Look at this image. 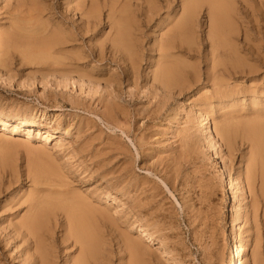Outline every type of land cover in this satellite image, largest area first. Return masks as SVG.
<instances>
[{
	"label": "rangeland",
	"instance_id": "rangeland-1",
	"mask_svg": "<svg viewBox=\"0 0 264 264\" xmlns=\"http://www.w3.org/2000/svg\"><path fill=\"white\" fill-rule=\"evenodd\" d=\"M47 1L24 0L27 5H31V2H37L39 4L40 2L44 4L50 3L55 14H53L54 16L47 15L50 19L45 16L43 20H45L48 25L51 22L52 25L53 23L55 25L60 20L59 12L63 11L66 7L71 8L76 0ZM110 1L111 0H107V2H104V0H96L94 4L97 9L93 13L97 21V25L94 27L96 32L92 31L91 33L88 32L89 34L86 33L88 37L84 34V36H86L83 37V40L81 37L70 41L66 44L71 49L69 51H67L69 48L66 45L65 47L67 49L64 47V53L67 51L69 53H66V55L71 56L75 52L73 48H75L76 51H79L78 49L86 51L88 47L92 48L93 45L96 47L102 44L106 51L105 54H107L109 47L107 46L108 41L106 38L108 35H114V29L110 28L107 15L111 14L113 23H121L125 27L124 39L126 44L132 49L133 58L140 61V65L137 64L135 68L136 71L140 73V77L137 80H140V83H133L132 80H134V77L132 78L130 74L128 77L132 78V80L128 78L130 80L128 81V79L125 77L123 78V75L120 73L122 78L121 83L116 85V87L113 86L115 91H112L111 95H106L108 93L106 91L111 88L113 89V87L108 85L109 88H107V85H104L105 80H107L109 76L111 77L109 74H112L113 71V76H118L116 74H119V72L126 68V62L118 61L119 63L117 65L115 62L108 61V63L106 61L105 63L104 60H98L96 58H83V60L81 59L76 63L78 66L82 65L81 67L79 66L81 69L79 70L78 68V70L84 73L83 80H80L81 84H77L76 82H78L79 79H77L75 75H71L73 78L64 79L65 82L63 80L60 81V76L57 73H53L47 69L45 70L44 66L39 63L28 61L24 55V50L28 45H31L28 44L30 39H19L15 37L16 43L7 47L8 49L6 48L4 53H2L1 49H3L5 44L9 43L8 41L10 39L6 35L7 32H11L13 28H15L13 26L14 18H12L11 11L16 13L13 9L16 0H0V58L2 57L5 59L4 65L0 64V77L1 74H6V76H4L7 77L5 78L3 76L0 78V116L12 117L13 119L18 115L19 118L27 117L34 123L30 128L25 125L18 126L17 124H13V122H9V125L5 126L3 129V125L0 124V159L4 160H0V214H3L0 217V264H26L27 262V264H36L35 262L39 264L36 253L37 248L35 250L33 237L27 234L23 227L19 226L20 219L31 214V209L33 207L31 208L30 206L32 203H37L43 207L41 219L44 223L40 231L43 234V238L46 237L48 239V242L47 239L45 241L43 240L41 245L44 252H47L49 262H55L57 260L55 264H71L72 261L66 263L63 259L67 255H69L67 258L76 256L78 254V245H74L72 238L66 239L67 226L63 212L57 208L50 209L53 207L52 203L56 200L57 196L62 200L68 197V193L69 195L72 193L74 195L76 193L86 200H92L95 204L97 203L94 206L96 209L98 208L97 221H99L100 224L97 222L96 230H92V237L96 243L93 242L95 244L94 248L92 247L93 251L92 258L89 260L90 264H97L96 262H99L98 264H117L119 258L120 262H118L120 264H128L131 258L126 249L128 238H136L143 246L141 250L142 259L139 258L140 264H147L148 262H150L148 264H169L165 262L164 258H161L159 253L162 250L168 252L174 260L181 264H227V262L236 261L237 259L233 251V244L235 243L240 246L244 244V253H242L243 256L241 257L240 264L264 263V261H262V259L264 260V220L263 217L261 218L263 205L259 203L261 202L259 200V202H257L258 204L255 203L252 206L251 199L253 195L249 192L245 184L248 172L247 163L251 157L250 153L254 149L252 146V139H263L264 137V118L261 119L264 117V0H112V2H114L112 11L109 10ZM140 4L141 6L139 7ZM132 10H134V12H132ZM72 14H70V19L73 21L76 20V23L79 22L78 14L75 12H72ZM165 14L168 15L166 16ZM151 17L152 19H150ZM52 20L55 21L53 22ZM180 21L183 23L177 27V30L175 28ZM147 24L150 25L148 26ZM66 25L68 24L64 23L58 26H63V28L64 26L65 28L68 27L67 30L72 31V29ZM69 25L71 26V24ZM144 29L145 31H143ZM20 32L23 33V30H20ZM143 36L146 40L143 39ZM89 37L90 39H88ZM167 37L172 40L174 48L170 50L172 53L169 52L167 61L165 62L161 60L160 51L158 49ZM31 42H33V40ZM137 46L140 47L138 48ZM142 46L144 48H142ZM137 48L138 50L140 49L141 52L137 51ZM155 49L157 51H155ZM173 50L175 53H173ZM151 56L154 57L152 58ZM141 60L143 62H141ZM161 62L164 64H161ZM76 64L74 67L77 69ZM87 66L89 67L87 68L88 71L85 69L82 70ZM109 66L112 68L111 71ZM90 67L93 71L90 70ZM161 67L167 68L165 69L164 79L162 80L167 82L166 89L156 86L155 84L158 85V83L153 82L151 78L153 72L159 70ZM37 68L40 70L42 69V71L39 69L37 70ZM114 69H116V73ZM6 70L7 72L9 71L8 73L10 75ZM98 73H101L100 76H98ZM7 75H9L11 79L8 78ZM45 76H49V78H43ZM55 76L60 83H56L57 79ZM21 79H25L22 80L25 82L23 83ZM30 79L35 80L34 82L32 80V83ZM68 79L76 80L71 83L72 80L70 82ZM124 79L127 83H125ZM17 80L20 81V84ZM26 80H28L29 83H27L28 81ZM45 80L47 82H45ZM48 80L50 81L48 82ZM143 80L145 81L142 82ZM16 81L18 83H16ZM83 81H91V85ZM130 82L133 83V85L129 84ZM63 83H65V86ZM82 83H84V85ZM97 83L100 84L99 87L96 85ZM153 83H155L154 86H152ZM171 84L173 88L176 86L180 87H176L175 90L172 89ZM81 85L82 87H80ZM92 85L93 87H90V89L89 86ZM119 85L121 86L119 87ZM143 87H146V90H148L150 94L148 91H145ZM219 87L221 88L219 89ZM87 89L89 90L88 92ZM101 89L102 93L98 92V90L100 91ZM230 90H232V94ZM116 91L119 92L117 93ZM124 92L128 95L123 94ZM219 92H222V94ZM104 93L106 96L101 95ZM113 93L114 95H112ZM131 93H133L134 96L140 93V96H138V94V97H133V95H129ZM151 94L153 96H151ZM94 95L96 96L94 97ZM118 95L120 98H116L115 100L114 97ZM101 97L104 98L106 102L105 105L107 106L99 103V100L102 99ZM161 97L163 98L161 99ZM94 98L100 99L97 102ZM112 98L114 101H112ZM70 99L75 101L74 104ZM76 99H81L83 103L78 100L76 101ZM98 103L99 105L97 106ZM88 106H90L91 109L88 108ZM110 106L114 113L113 117H111L114 118L113 120L108 119L113 114L111 109H107L108 107L110 108ZM116 106L118 107L117 109ZM122 106L123 108L126 107V109H124L125 111H123ZM23 107L25 109L22 111L21 108ZM119 107L122 109L121 112ZM136 109L137 113L134 112ZM148 109L149 111H147ZM117 110L119 111L117 112ZM108 112H110L111 115L110 113L108 115ZM43 113L46 118L43 117ZM103 113L107 114V117L105 114L103 115ZM198 114H200L202 118ZM124 117L126 120H124ZM205 117L207 118L205 119ZM58 118L59 122L56 121ZM203 118L208 121L207 125H210L208 127L210 132L208 131V134L203 132L204 125H202L201 122L204 120L200 121V119ZM248 119L251 124L248 122ZM251 120H254V122ZM198 121H200V123H198ZM40 122L41 124H39ZM216 123L218 125H229L231 129L234 130L230 146H228L214 131V126L217 125ZM42 124L43 126L45 125V127H42ZM46 124H49V126ZM53 124H55V128ZM117 125L121 127V129L117 127ZM46 128L52 132H49V134L46 133ZM28 133L30 135L29 137ZM45 136H47V138ZM24 140L26 141L24 142ZM206 141H208L207 145ZM211 143L215 144L212 145ZM65 147L68 150H66ZM82 147L84 149L79 151ZM212 149H214L213 152ZM68 151H70V153L74 151L75 154L78 152V154H74L73 156L75 158H71L69 156L70 153L68 155ZM218 151L221 152V156H217V154H220ZM73 153H71V155ZM222 153L224 154L223 156ZM95 155L96 157H94ZM44 158L46 160H44ZM76 158H79L80 165L76 164L78 163ZM102 160H104L103 164L105 165L101 164ZM96 161L99 162V164L96 163ZM127 162H129V165ZM73 163L74 166L72 165ZM95 164L99 165V167L96 166L98 169L94 167ZM67 165L68 167H66ZM115 165L120 166H117L118 168L116 169ZM240 165L243 167L240 171L241 173L236 170L239 169L237 167H240ZM100 167L101 170L99 169ZM109 167H111L112 170ZM122 168L126 170V172H124ZM60 169L67 170L62 171ZM84 169H87L85 170L86 172ZM119 170L123 172L120 173ZM110 171L113 173L111 174ZM64 172L66 174H64ZM104 173H107V175L105 174V176H103ZM229 173V178L231 177V181L233 179L231 183L235 188L238 174L240 175V179H243L242 183L245 192L242 196L239 194L240 199L238 198V193L236 194L237 191L235 192L233 190V193H229L230 191L226 184L227 174ZM119 176L121 177L120 179ZM112 177L115 178V181ZM71 179H73V181ZM122 179L126 181L124 180L123 182ZM234 179H236V181ZM60 181L68 190V193L64 195L62 192L66 190V188L57 185V182L60 184ZM119 183H121V185L123 184V186H120ZM98 185L101 189L100 193ZM119 186L120 189H118ZM111 188L113 191H110L112 190ZM61 189L62 192L59 193ZM92 189L95 193L93 191L91 192ZM125 189H127L130 194ZM119 190H121L122 193ZM96 191L98 192V196L100 195V198L97 197ZM115 193L116 195L118 194V198ZM127 193L129 194L128 196H126ZM50 194H55V196H51ZM32 198L35 200L33 201ZM110 198L112 199L110 200ZM113 198H116L115 200L117 201H114ZM75 199H78V197L72 200ZM118 199L121 201H118ZM122 199L127 202L119 203L123 201ZM105 200L111 203L108 204ZM70 201L71 200H69L68 203ZM244 201L249 203L246 204ZM236 202L238 205L235 204ZM228 203H232L233 205H229ZM111 204L116 205L111 207ZM119 204L123 206L124 210ZM68 205L69 204H67L66 207H68ZM106 206L110 208L108 207L107 209ZM114 207L117 208V210ZM132 207L134 208L131 209ZM236 208H240V210ZM70 210H72V208H70L69 211ZM236 210L237 212L241 211L239 212L240 215L238 214L239 221L234 220ZM113 211L115 213L116 211L117 213L119 212L120 215L117 213L115 214ZM122 211L129 212L124 213ZM249 211L252 213H249ZM258 212L261 214H258ZM123 214L125 215L123 216ZM117 216L120 217L118 218ZM125 217H127V219ZM115 218H118L117 221L119 220L118 222L120 225ZM122 218L125 222L122 221ZM5 220L8 221L6 222ZM55 222L57 223L55 224ZM121 222H123V224ZM115 223H117V225ZM137 224L139 227H143L144 231L152 235L151 241L148 239L146 240L144 236H138V233H136L138 232V228L136 227L138 226ZM9 226L11 227L10 231ZM118 226H122L123 228ZM232 226L234 228L233 233L231 232ZM3 227L4 229H2ZM12 229L16 235H20V238L16 235L13 236L14 232ZM100 230H102V233ZM5 232H7L6 235ZM99 234L104 235L101 237ZM5 238L7 241H5ZM117 238L118 240L120 238L119 242ZM19 239H21V241ZM51 239L53 241H51ZM18 241H20V243ZM54 242L58 243L56 244ZM99 244H101V246ZM20 249H23V252L19 251ZM109 250L111 253H109ZM143 252L146 255H144ZM21 253L23 254L22 257ZM51 254H57L60 257L55 259V256L53 257ZM111 254L113 256H111ZM24 255L26 256L25 258L23 257ZM123 255L125 258L122 257ZM100 256H102V258ZM145 257L148 258L146 259ZM54 262L51 263L54 264Z\"/></svg>",
	"mask_w": 264,
	"mask_h": 264
},
{
	"label": "bare ground",
	"instance_id": "bare-ground-1",
	"mask_svg": "<svg viewBox=\"0 0 264 264\" xmlns=\"http://www.w3.org/2000/svg\"><path fill=\"white\" fill-rule=\"evenodd\" d=\"M12 1H14V0H12ZM40 1H47V0H40ZM114 1V0H113ZM157 1V0H156ZM42 2H40V4L39 3H37V2H31L32 4L31 5H27V4H25V2H24V0H16V2H15V7L13 8L14 9V11L16 12V13H14V12H12L11 11V14H12V18H14V21H13V26L15 27V28H13V30L11 31V32H7V37H9L10 39H9V43L8 44H5L4 45V47H3V49H1L2 50V53H4V51H5V49L7 48V47H9V46H11L12 44H14V43H16V38H19V39H30V41H28L29 43L28 44H31V45H28V47L24 50V55H25V57H26V59L28 60V61H33V62H36V63H39V64H41V65H43L44 66V69L46 70H48V71H52L53 73H57L59 76H60V81H64V79H67V78H70V77H72L73 78V76H71V75H75L76 76V78L77 79H79V81L78 82H76L77 84L78 83H80L81 81L80 80H83V77H84V73L83 72H81V71H79L81 68H79V66H78V64H76L79 60H83V58L85 59V58H87V57H89V58H96V59H98V60H104L105 61V63H106V61L108 62H115L117 65H118V63L120 62V61H123V62H126V64H125V67L126 68H124L121 72H119V74H116V75H118V76H116V77H114L113 76V74H114V71H113V73L112 74H109V75H111V77L109 76V75H107V76H109V78H107V80H105V86L107 85V88H109L108 87V85L110 86H115L116 87V85H118V84H120L121 83V81H122V78H121V75H120V73L123 75V78L125 77L126 79H128L129 77L128 76H130L131 75V77L133 78L134 77V80H132V78H129V79H131L132 81H133V83H136L137 84V82H139L140 83V80L139 81H137L138 79H139V77H140V73L139 72H137L136 71V65L138 64V65H140L139 64V62L140 61H138L137 59H134L133 58V52L131 51L132 49L129 47V45H127L126 44V41H125V27L121 24V23H113L112 22V18H111V14H108L107 15V20H108V22H109V25H110V28L111 29H114V35L113 36H110V35H108L107 36V41H108V44H107V46L109 47V51H108V55L107 54H105V49H104V47H103V45L102 44H100L99 46H96V47H94V45H93V47L91 48V47H88L87 48V50L86 51H81V49H78L79 51H76L75 50V48H73L74 50L73 51H75L71 56H67L66 55V53H69V52H67V51H69V50H71L66 44H68L70 41H72V40H76L77 38H81L82 37V40H83V37H85L87 34L86 33H91L92 31H95L94 30V27H95V25H97V21H96V19H95V15L93 14L97 9H96V6L94 5L95 3H96V0H76L75 1V4L73 5V6H71V8H69V7H66L63 11H60L59 12V17H60V20H59V22H57V24H55L54 25V23H53V25H52V22L49 24L50 25V27H49V25L46 23V21L45 20H43V18L45 17V16H47V15H53V14H55V12H53V7H52V5L50 4V3H48V4H44V3H42ZM47 2H49V1H47ZM58 2V1H57ZM72 2V1H71ZM104 2H107V0H104ZM160 2V1H159ZM159 2H157V3H159ZM59 3V2H58ZM62 3V2H61ZM70 3V2H69ZM120 3V2H119ZM156 3V4H157ZM161 3V2H160ZM159 3V4H160ZM53 4V3H52ZM107 4V3H106ZM127 4V3H126ZM165 4V3H164ZM27 5V6H26ZM62 5H63V3H62ZM113 5H114V2H112V0L109 2V10H113ZM128 5V4H127ZM117 6V5H116ZM138 6V5H137ZM141 6V4L139 5V7ZM65 7V6H64ZM132 7V6H131ZM60 8H62V7H60ZM59 8V9H60ZM116 8V7H115ZM7 9V8H6ZM8 9H9V6H8ZM101 9V8H100ZM104 9V8H103ZM102 9V10H103ZM168 9V8H167ZM62 10V9H61ZM106 10V9H105ZM104 10V11H105ZM173 10V9H172ZM2 11H4V10H2ZM10 11V10H9ZM8 11V13L10 14V12ZM101 11V10H100ZM131 11V10H130ZM72 12H75V13H77L78 14V19H79V22H77L76 23V20L75 21H73V20H71L70 18H71V16H70V14H72ZM127 12H129V11H127ZM132 12H134V10H132ZM173 12V11H172ZM101 13V12H100ZM197 13V12H196ZM1 14V13H0ZM3 14V13H2ZM6 14H7V12H6ZM134 15V14H133ZM166 16L168 15V14H165ZM164 15V16H165ZM54 16V15H53ZM72 16H73V14H72ZM154 16V15H153ZM152 16V17H153ZM139 17V16H138ZM152 17L150 18V19H152ZM3 18V17H2ZM7 18V17H6ZM47 18H48V16H47ZM46 18V19H47ZM144 18V17H143ZM164 18H167V17H164ZM48 19H50V18H48ZM77 19V18H76ZM77 19V20H78ZM101 19V18H100ZM143 20V19H142ZM154 20V19H153ZM8 21V20H7ZM53 21V20H52ZM55 21V20H54ZM53 21V22H54ZM49 22V21H48ZM142 22H144V21H142ZM151 22V21H150ZM160 22V21H159ZM159 22H158V24H159ZM9 23V22H8ZM68 24V25H66V26H69V28H71L72 29V31H69V30H67V28H65V26H64V28H63V26H61V27H59L58 25H61V24ZM182 21H180L179 22V24L178 25H176V28L175 29H177L178 30V28L177 27H179L180 25H182ZM5 24V23H4ZM7 24V23H6ZM69 24H71V26L69 25ZM114 24V25H113ZM138 24H140V23H138ZM146 24V23H145ZM148 25V24H147ZM150 25V24H149ZM148 25V26H149ZM157 25V24H156ZM169 25V24H168ZM147 27V26H146ZM12 28V27H11ZM149 28V27H148ZM70 29V30H71ZM99 29V28H98ZM98 29H97V32H98ZM135 29V28H134ZM138 30H140L139 28H137ZM141 29H142V27H141ZM150 29V28H149ZM20 30L22 31L23 30V33H21L20 32ZM141 31V30H140ZM143 31H145V29L143 30ZM96 32V31H95ZM101 32V31H100ZM88 33V34H89ZM143 33V32H142ZM173 33H174V31H173ZM84 34H86L85 36H84ZM98 34V33H97ZM132 34H134V33H132ZM136 34V33H135ZM144 34V33H143ZM164 34V33H163ZM137 35V34H136ZM140 35V34H139ZM142 35V34H141ZM165 35V34H164ZM168 35V34H167ZM99 36H100V34H99ZM16 37V38H15ZM87 37H88V35H87ZM96 37V36H95ZM139 37H141V36H139ZM94 38V37H93ZM157 38V37H156ZM88 39H90V37L88 38ZM143 39H145L144 38V36H143ZM33 40V42H31ZM35 40V41H34ZM81 40V39H80ZM85 40V39H84ZM146 40V39H145ZM151 40V39H150ZM132 41V40H131ZM137 41V40H136ZM79 42H81V41H79ZM144 42V41H143ZM21 43V42H20ZM74 43V42H73ZM83 43H85V42H83ZM86 43H87V41H86ZM75 44V43H74ZM145 44V43H144ZM1 45V44H0ZM65 45L69 48L67 51H66V53H64L65 51H64V47H65ZM81 45V44H80ZM137 45V44H136ZM75 46V45H74ZM92 46V45H91ZM146 46V45H145ZM71 47V46H70ZM76 47H77V45H76ZM136 47V46H135ZM138 47V46H137ZM140 47V46H139ZM138 47V48H139ZM66 48V47H65ZM138 48H137V51H140V49L138 50ZM142 48H144L143 46H142ZM156 48V47H155ZM174 48V45H173V42H172V40H170V38H166L164 41H163V43L159 46V51H160V57H161V60L162 61H167V58H168V55H169V52H171L170 50L171 49H173ZM8 49V48H7ZM67 49V48H66ZM136 49V48H135ZM83 50V49H82ZM144 50V49H143ZM175 50H176V48H175ZM211 50V49H210ZM220 50V49H219ZM255 50V49H254ZM155 51H157L156 49H155ZM174 51V50H173ZM178 51H180V50H178ZM71 52V51H70ZM141 52V51H140ZM149 52H150V50H149ZM142 53H144V52H142ZM158 53V52H157ZM156 53V54H157ZM172 53V52H171ZM173 53H175V51L173 52ZM148 55V54H147ZM142 56V55H141ZM179 56V55H178ZM146 57V56H145ZM152 57V56H151ZM154 57V56H153ZM152 57V58H153ZM144 58V57H143ZM142 59V58H141ZM172 59V58H171ZM170 59V60H171ZM144 60V59H143ZM146 60V59H145ZM239 60V59H238ZM90 61V60H89ZM104 61H102V62H104ZM119 61V62H118ZM4 62H5V59L4 58H0V64L1 65H4ZM85 62V61H84ZM108 62V63H109ZM141 62H143L142 60H141ZM145 62V61H144ZM153 62V61H152ZM175 62V61H174ZM12 63V62H11ZM114 63V64H115ZM146 63V62H145ZM77 65V69L74 67V65ZM84 64V63H83ZM95 64V63H94ZM93 64V65H94ZM147 64H149V63H147ZM161 64H164V63H162L161 62ZM168 64H169V62H168ZM209 64V63H208ZM107 65V64H106ZM120 65V64H119ZM122 65V64H121ZM143 65V64H142ZM82 66V65H81ZM80 66V67H81ZM90 66V65H89ZM123 66V65H122ZM238 66V65H237ZM39 67V66H38ZM100 67V66H99ZM111 66H109V68H110ZM118 67V66H117ZM147 67H148V65H147ZM151 67V66H150ZM41 68H42V66H41ZM78 68H79V70H78ZM87 68H89L88 66L87 67H85V68H83L82 70H87ZM146 68V67H145ZM144 68V69H145ZM9 69V68H8ZM39 68H37V70H38ZM43 69V68H42ZM42 69L40 70V71H42ZM43 69V70H44ZM111 69L112 68H110V71H111ZM121 69V68H120ZM143 69V68H142ZM155 69V68H154ZM165 69H167V68H163V67H161V68H159V70H157V71H154L153 72V74H152V76H151V78H152V80H153V82H157L158 83V85L157 84H155V83H153L152 84V86H154V84L156 85V86H158V87H162V88H164V89H166V83L167 82H164V81H162L163 79H164V75H165ZM215 69V68H214ZM2 70V69H1ZM90 70L91 71H93L92 70V68L90 67ZM98 70V69H97ZM115 70V73L117 72L116 71V69H114ZM138 70H140V69H138ZM9 71H10V69H9ZM8 71V72H9ZM36 71V70H35ZM88 71V70H87ZM141 71V70H140ZM6 72H7V70H6ZM6 72H4V73H6ZM7 72V73H8ZM11 72V71H10ZM33 72V71H32ZM106 72H107V70H106ZM95 73V72H94ZM104 73V72H103ZM109 73H111V72H109ZM9 74V73H8ZM96 74V73H95ZM99 74V73H98ZM101 74V73H100ZM100 74L98 75V76H100ZM130 74V75H129ZM142 74V73H141ZM6 76V74H1V77H3V76ZM10 75V74H9ZM9 75H7L8 76V78H10L9 77ZM40 75V74H39ZM92 75V74H91ZM187 75V74H186ZM212 75V74H211ZM210 75V76H211ZM4 76V77H5ZM94 76V75H93ZM96 76V75H95ZM0 77V78H1ZM29 77V76H28ZM142 77V76H141ZM144 77V76H143ZM176 77V76H175ZM212 77V76H211ZM5 78H7V77H5ZM13 78V77H12ZM43 78H45V79H48L49 78V76L48 77H43ZM55 78H56V76H55ZM148 78V77H147ZM147 78H146V80H147ZM3 79V78H2ZM11 79V78H10ZM57 79V78H56ZM128 79V81H130ZM141 79V78H140ZM13 80V79H12ZM11 80V81H12ZM22 80H25V79H21V81ZM29 80V79H28ZM28 80H26V81H28ZM31 80V82H32V80L33 79H30ZM35 80V79H34ZM34 80H33V82H34ZM70 79H68V81H69ZM71 80H72V82H71ZM70 80V82L71 83H73L75 80H73V79H71ZM176 80V79H175ZM17 81H19V80H17ZM16 81V83H18ZM41 81V80H40ZM50 80H48V82H49ZM57 82L56 83H60L59 81H58V79L56 80ZM88 81V80H87ZM124 81H125V83H127L126 82V80L124 79ZM123 81V82H124ZM145 80H143L142 82H144ZM23 82V81H22ZM25 82V81H24ZM23 82V83H24ZM31 82H30V85H31ZM32 82V83H33ZM44 82V81H43ZM45 82H47L46 80H45ZM54 82V81H53ZM65 82V81H64ZM83 82H86V81H83ZM95 82V81H94ZM101 82H103V81H101ZM163 82V83H162ZM184 82V81H183ZM255 82V81H254ZM27 83H29V81L27 82ZM69 83V82H68ZM86 83H90V85H91V81L90 82H86ZM86 83H85V85H86ZM104 83V82H103ZM133 83H129V84H132L133 85ZM146 83V82H145ZM222 83V82H221ZM11 84V83H10ZM19 84H20V81H19ZM62 84V83H61ZM65 83H63V85H64ZM81 84V83H80ZM83 85H84V83H82ZM93 84V83H92ZM148 84V83H147ZM183 84V83H182ZM21 85L23 86V84L21 83ZM58 85V84H57ZM88 85V84H87ZM93 85H95V84H93ZM93 85L92 86H89V88L91 87H93ZM98 87L100 86V84H96ZM143 85H145V84H143ZM65 86V85H64ZM79 86V85H78ZM121 85H119V87H120ZM122 86H123V84H122ZM151 86V87H152ZM253 86V85H252ZM19 87H21V86H19ZM80 87H82V85L80 86ZM88 87V86H87ZM95 87V86H94ZM97 87V88H98ZM125 87V86H124ZM138 87H139V84H138ZM142 87V86H141ZM171 87H172V89H175L176 87H180V86H174L175 88H173V85L171 84ZM90 88V89H91ZM101 88V87H100ZM105 88V87H104ZM126 88V87H125ZM144 88V87H143ZM157 88V87H156ZM221 87H219V89H220ZM95 91H97L95 88H93ZM99 89V88H98ZM103 89V88H102ZM102 89L99 91L98 90V92H101L102 91ZM121 89V88H120ZM128 89V88H127ZM126 89V90H127ZM132 89V88H131ZM140 89V88H139ZM139 89H137V90H139ZM145 89V91H148V90H146V87L144 88ZM169 89H170V87H169ZM171 89V90H172ZM180 89V88H179ZM189 89V88H188ZM218 89V90H219ZM83 90V89H82ZM93 90V91H94ZM103 90H105V89H103ZM123 90V89H122ZM140 90H142V89H140ZM153 90V89H152ZM155 90V89H154ZM156 90H158V89H156ZM176 90V89H175ZM222 90V89H221ZM89 90L87 89V92H88ZM112 91H115V88L113 87V89L111 88L110 90H107L106 92H108L106 95H111V93H112ZM127 91H130V90H127ZM126 91V92H127ZM132 91V90H131ZM134 91H136V90H134ZM167 91V90H166ZM181 91V90H180ZM220 91V90H219ZM225 91V90H224ZM232 90H230V92H231ZM86 92V91H85ZM90 92H92V91H90ZM97 92V93H98ZM117 92V91H116ZM119 92V91H118ZM117 92V93H118ZM121 92V91H120ZM123 92V91H122ZM144 92V91H143ZM149 92V91H148ZM148 92H147V95H148ZM171 92V91H170ZM175 92V91H174ZM225 92H227V91H225ZM102 93V92H101ZM128 93V92H127ZM125 94V92L123 93V94H125V95H128V94ZM145 93V92H144ZM173 93V92H172ZM217 93V92H216ZM215 93V94H216ZM220 94H222V92H219ZM234 93V92H233ZM116 94V93H115ZM137 94V93H136ZM139 94V95H138ZM137 95L138 96H140V93H138ZM146 94V93H145ZM149 94H150V92H149ZM156 94V93H155ZM166 94V93H165ZM180 94V93H179ZM225 94V93H224ZM229 95H231L232 94V92H231V94L230 93H228ZM235 94V93H234ZM254 94V93H253ZM256 94V93H255ZM89 95V94H88ZM92 95H93V93H92ZM91 95V96H92ZM101 95H103V96H106L105 95V93L104 94H101ZM112 95H114V93L112 94ZM117 95V94H116ZM129 95H133V97H135V96H137V95H135L134 96V94L133 93H131V94H129ZM157 95V94H156ZM160 95V94H159ZM167 95V94H166ZM96 95H94V97H95ZM102 96V97H103ZM120 96H121V93H120ZM120 96L118 95L117 97L115 96L114 98H115V100H116V98H120ZM137 96V97H138ZM149 96V95H148ZM151 96H153L152 94H151ZM155 96V95H154ZM158 96V95H157ZM161 96V95H160ZM225 96V95H224ZM223 96V97H224ZM228 96V95H227ZM97 97H98V95H97ZM96 97V98H97ZM101 97V98H102ZM111 97V96H110ZM127 97V96H126ZM131 97V96H130ZM136 97V98H137ZM147 97V96H146ZM202 97V96H201ZM96 98H94V100L96 99ZM106 98V97H105ZM108 98H109V96H108ZM154 98V97H153ZM156 98H159V97H156ZM156 98H155V100H156ZM163 97H161V99H162ZM169 98V97H168ZM235 98V97H234ZM252 98V97H251ZM100 99V98H99ZM99 99H96L95 101H97L98 102V100ZM111 99V98H110ZM54 100H55V98H54ZM70 100H72V99H70ZM81 101V103H83L82 102V100L81 99H76V101ZM107 100V99H106ZM134 100V99H133ZM153 100V99H152ZM154 100V101H155ZM232 100H233V98H232ZM253 100V99H252ZM56 101V100H55ZM73 101V100H72ZM71 101V102H72ZM112 101H114V99L112 98ZM111 101V102H112ZM70 102V103H71ZM74 102L75 101H73V104H74ZM119 102V101H118ZM56 103H57V101H56ZM65 103V102H64ZM99 103H101L102 105H105L106 104V102L104 101V98H102V99H100L99 100ZM99 103L97 104V106L99 105ZM108 103V102H107ZM115 103V102H114ZM228 103V102H227ZM94 104V103H93ZM117 104V103H116ZM152 104V103H151ZM57 105H58V103H57ZM77 105H78V103H77ZM114 105V104H113ZM105 106H107V105H105ZM153 106H154V102H153ZM152 106V107H153ZM231 106H232V104H231ZM234 106V105H233ZM17 107V106H16ZM72 107H74V106H72ZM87 107V106H86ZM102 107V106H101ZM114 107H115V105H114ZM113 107V108H114ZM121 107V106H120ZM120 107H119V109H120ZM20 108V107H19ZM31 108V107H30ZM88 108H90V106H88ZM104 108V107H103ZM107 108V107H106ZM118 107L116 106V109H117ZM122 108H123V106H122ZM16 109V108H15ZM22 109V111H23V109H25L24 107L23 108H21ZM91 109V108H90ZM97 109V108H96ZM102 109V108H101ZM107 109H111V106H110V108L108 107ZM124 109H126V107H124L123 108V111H125ZM135 109V108H134ZM153 109V108H152ZM159 109V108H158ZM19 110V109H18ZM105 110V109H104ZM109 110H107V111H109ZM121 110L122 109H120V112H121ZM17 111V110H16ZM27 111V110H26ZM25 111V112H26ZM95 111V110H94ZM97 111V110H96ZM99 111V110H98ZM113 110L111 109V112H112ZM119 110H117V112H118ZM127 111H128V109H127ZM132 111V110H131ZM137 111V109L134 111V112H136ZM147 111H149V109L147 110ZM234 111V110H233ZM28 112V111H27ZM34 112V111H33ZM38 112V111H37ZM100 112V111H99ZM152 112H153V110H152ZM235 112V111H234ZM23 113V112H22ZM35 113V112H34ZM105 113H107V112H105ZM105 113H103V115L105 114ZM109 113L110 112H108V115H109ZM113 113V112H112ZM125 113V112H124ZM137 113V112H136ZM27 114V113H26ZM37 114V113H36ZM35 114V115H36ZM95 114V113H94ZM97 114V113H96ZM102 114V113H101ZM116 114V113H115ZM146 114V113H145ZM20 115V114H19ZM24 115V114H23ZM22 115V116H23ZM46 115V114H45ZM107 114H105V116H106ZM110 115H111V113H110ZM113 115H114V113L112 114V116H110V118H108V119H114V118H111V117H113ZM130 115V114H129ZM132 115V114H131ZM134 115V114H133ZM136 115V114H135ZM150 115V114H149ZM199 116H200V114H198ZM17 117L16 118H13L12 119V117L11 118H8L7 116H0V124H2L3 125V127H2V129L5 127V126H7V125H9V122H13V124H17L18 126L19 125H25V126H28V127H32L33 125H34V123H33V121L32 120H30V119H28L27 117L26 118H19L18 117V115H16ZM21 116V115H20ZM116 116V115H115ZM122 116V115H121ZM124 116V115H123ZM198 116V117H199ZM30 117H31V115H30ZM43 117H45L44 116V113H43ZM107 117V116H106ZM127 117H128V115H127ZM129 117H131V116H129ZM201 117V116H200ZM204 117V116H203ZM46 118V117H45ZM117 118V117H116ZM115 118V119H116ZM122 118V117H121ZM202 118V117H201ZM207 117H205V119H206ZM247 118H248V115H247ZM264 117H262L261 119H263ZM56 119V118H55ZM102 119V118H101ZM120 119V118H119ZM204 118L203 119H200V121L201 120H204L203 122H201L202 123V125H204V133H207L208 131H209V126L207 125L208 124V121L207 120H205ZM241 119V118H240ZM117 120V119H116ZM124 120H126L125 119V117H124ZM197 120H199V119H197ZM238 120V119H237ZM258 120H260V119H258ZM39 121V120H38ZM57 122H59V118H58V120H56ZM110 121V120H109ZM119 121V120H118ZM200 121H198V123H200ZM219 121V120H218ZM231 121V120H230ZM229 121V122H230ZM246 121V120H245ZM252 121V120H251ZM256 121V120H255ZM263 121H264V119H263ZM43 122V121H42ZM223 122V121H222ZM232 122V121H231ZM230 122V123H231ZM248 122H249V119H248ZM252 122H254V120L252 121ZM49 123V122H48ZM210 123V122H209ZM228 123V122H227ZM226 123V124H227ZM239 123H241V122H239ZM250 123V122H249ZM39 124H41V122L39 123ZM65 124V123H64ZM111 124H113V123H111ZM118 124V123H117ZM217 124V123H216ZM234 124V123H233ZM232 124V125H233ZM236 124V123H235ZM251 124V123H250ZM253 124V123H252ZM257 124V123H256ZM17 125H15V126H17ZM47 125V124H46ZM54 125V128H55V124H53ZM58 125V124H57ZM62 125H63V123H62ZM114 125V124H113ZM200 125V124H199ZM47 126H49V124L47 125ZM240 126V125H239ZM40 127H41V125H40ZM42 127H45V125L43 126V124H42ZM61 127V126H60ZM66 127V126H65ZM68 127V126H67ZM71 127V126H70ZM79 127V126H78ZM116 127V126H115ZM117 127H119L118 125H117ZM201 127V126H200ZM51 128V127H50ZM53 128V127H52ZM53 128V129H54ZM59 128V127H58ZM63 128H64V125H63ZM120 129H121V127H119ZM239 128V127H238ZM255 128V127H254ZM253 128V129H254ZM263 128V127H262ZM5 129H7V128H5ZM39 129V128H38ZM61 129V128H60ZM124 129V128H123ZM122 129V130H123ZM237 129V128H236ZM11 130V129H10ZM12 130H13V128H12ZM40 130H42V129H40ZM46 131V133H48L49 134V132H52V131H49V129L48 128H46L45 129ZM66 130H67V128H66ZM238 130V129H237ZM258 130H260V129H258ZM6 131V130H5ZM35 131H37V130H35ZM54 131V130H53ZM56 131V130H55ZM68 131H69V129H68ZM67 131V132H68ZM129 131V130H128ZM212 131V130H211ZM214 131L221 137V139L225 142V143H227V145L228 146H230L231 144V142H232V139H233V132H234V130L233 129H231V127L229 126V125H215L214 126ZM254 131V130H253ZM124 132V131H123ZM201 132H202V130H201ZM210 132V131H209ZM208 132V133H209ZM213 132V131H212ZM257 132V131H256ZM256 132H254V133H256ZM14 133H15V131H14ZM36 133H39V132H36ZM61 133V132H60ZM64 133V132H63ZM203 133V134H204ZM207 133V134H208ZM253 133V134H254ZM8 134V133H7ZM44 134V133H43ZM62 134V133H61ZM65 134H67V133H65ZM211 134V133H210ZM12 135H14V134H12ZM50 135H52V134H50ZM237 135V134H236ZM5 136V135H4ZM6 136H9V135H6ZM30 135H29V133H28V137H29ZM59 136H60V134H59ZM65 136V135H64ZM212 136V135H211ZM14 137V136H13ZM12 137V138H13ZM46 138H47V136H45ZM206 137V136H205ZM204 137V138H205ZM242 137V136H241ZM246 137V136H245ZM61 138V137H60ZM208 138V137H207ZM215 138V137H214ZM251 138V137H250ZM22 139V138H21ZM24 139V138H23ZM14 140V139H13ZM206 140V139H205ZM244 140V139H243ZM250 140V139H249ZM248 140V141H249ZM1 141V140H0ZM26 140H24V142H25ZM208 141H210V140H208ZM208 141H206V145H207V142ZM8 142V141H7ZM14 142V141H13ZM218 143V142H217ZM4 144V143H3ZM212 145H214L213 143H211ZM217 145V144H216ZM221 145H222V143H221ZM220 145V146H221ZM7 146H8V144H7ZM59 146H60V144H59ZM210 146V145H209ZM252 146H253V151L250 153L251 154V157L250 156H248V157H250V159H249V161H248V163H247V176H246V182H245V184H246V187L248 188V190H249V192L250 193H252V195H253V197H252V199H251V204H252V206L255 204V203H257V202H259V200L261 201V202H259L260 204L262 203V205H263V210H261V209H259V210H261L262 211V215H261V218L263 217V220H264V137H263V139L262 138H258V139H252ZM9 147V146H8ZM68 147V146H67ZM81 147V146H80ZM80 147H78V148H80ZM212 147V146H211ZM217 147V146H216ZM233 147V146H232ZM231 147V148H232ZM43 148H45V147H43ZM66 148V147H65ZM64 148V149H65ZM72 148H74V147H72ZM77 148V149H78ZM208 148V147H207ZM215 148V147H214ZM218 148V147H217ZM63 149V150H64ZM82 149H84L83 147L81 148V150H79V151H82ZM219 149V148H218ZM3 150V149H2ZM7 150V149H6ZM47 150V149H46ZM66 150H68L67 148H66ZM72 150V149H71ZM75 150V149H74ZM213 150L214 149H212V152H213ZM216 151V150H215ZM219 151H221V150H219ZM218 151V153H220V154H217V156H221V152H219ZM7 152H9V151H7ZM74 152V151H73ZM73 152H71V153H73ZM77 152V151H76ZM121 152V151H120ZM3 153H4V151H3ZM6 153V152H5ZM10 153V152H9ZM50 153V152H49ZM69 153H70V151H68V155H69ZM71 153H70V157L72 158V157H74L73 155L75 154V152L71 155ZM80 153V152H79ZM42 154H44V153H42ZM78 154V152L75 154V155H77ZM122 154V153H121ZM215 154V153H214ZM50 155V154H49ZM65 155H67V154H65ZM67 155V156H68ZM82 155V154H81ZM224 154L222 153V156H223ZM68 156V157H69ZM83 156V155H82ZM215 156H216V154H215ZM48 157V156H47ZM46 157V158H47ZM67 157V158H68ZM69 157V158H70ZM93 157V156H92ZM94 157H96V155L94 156ZM53 158H54V156H53ZM75 158V157H74ZM73 158V159H74ZM219 158V157H218ZM222 158V157H221ZM224 158V157H223ZM233 158V157H232ZM41 159V158H40ZM51 159V158H50ZM55 159V158H54ZM77 159V158H76ZM79 159V158H78ZM77 159V160H78ZM81 159V158H80ZM0 160H2V159H0ZM44 160H46L45 158H44ZM76 160V161H77ZM226 160V159H225ZM230 160H231V158H230ZM229 160V161H230ZM2 161H4V160H2ZM7 161H8V159H7ZM49 161V160H48ZM56 161V160H55ZM83 161V160H82ZM103 161L104 160H102L101 162V164H103ZM124 161V160H123ZM122 161V162H123ZM130 161V160H129ZM259 161V162H258ZM51 162V161H50ZM58 162V161H57ZM75 162V161H74ZM221 162H223V161H221ZM244 162V161H243ZM8 163H10V162H8ZM43 163V162H42ZM47 163V162H46ZM49 163V162H48ZM96 163H98L99 164V162H97L96 161ZM129 162H127V164H128ZM218 163V162H217ZM225 163V162H224ZM223 163V164H224ZM239 163V162H238ZM242 163V162H241ZM49 164H51V163H49ZM49 164H47V165H49ZM76 164H79L80 165V162H79V160H78V163H76ZM98 164H95V166L94 167H96V166H98L99 167V165ZM123 164V163H122ZM173 164V163H172ZM58 165H60V164H58ZM61 165H63V164H61ZM70 165H71V163H70ZM73 166H74V163L72 164ZM103 165H105V164H103ZM121 165V164H120ZM120 165H117V166H120ZM124 165H125V163H124ZM129 165V164H128ZM221 165H222V163H221ZM225 165H226V163H225ZM11 166V165H10ZM29 166V165H28ZM35 166H37V165H35ZM34 166V167H35ZM44 166V165H43ZM72 166V167H73ZM116 166V165H115ZM116 166V169L118 168ZM242 165H240V167H237V168H239V169H236V170H238V172H240L241 171V169L243 168V167H241ZM57 167V166H56ZM55 167V168H56ZM59 167V166H58ZM63 167V166H62ZM66 167H68V165L66 166ZM78 167V166H77ZM98 167H96L97 169H98ZM103 167V166H102ZM105 167V166H104ZM130 167V166H129ZM217 167V166H216ZM223 167H224V165H223ZM13 168V167H12ZM11 168V169H12ZM32 168V167H31ZM30 168V169H31ZM36 168V167H35ZM51 168V167H50ZM52 168H54V167H52ZM64 168V167H63ZM62 168V169H63ZM71 168V167H70ZM96 168H93V169H95V170H97ZM109 168H111V167H109ZM172 168H173V166H172ZM175 168V167H174ZM228 168V167H227ZM230 168V167H229ZM62 169H60V170H62ZM65 169V168H64ZM68 169V168H67ZM66 169V170H67ZM79 169V168H78ZM100 170H101V167L99 168ZM115 169V170H116ZM123 169V168H122ZM220 169H221V167H220ZM52 170V169H51ZM57 170V169H56ZM55 170V171H56ZM59 170V169H58ZM66 170H62V171H66ZM73 170V169H72ZM85 170H87V169H84V171ZM110 170V169H109ZM111 170H112V168H111ZM113 170H114V168H113ZM124 170V169H123ZM130 170V169H129ZM224 170V169H223ZM13 171V170H12ZM83 171V170H82ZM82 171H81V173H82ZM94 171V170H93ZM121 170H119V172H120ZM128 171V170H127ZM220 171H222V170H220ZM219 171V172H220ZM227 171H228V169H227ZM49 172V171H48ZM58 172V171H57ZM69 172V171H68ZM73 172V171H72ZM71 172V173H72ZM86 172V171H85ZM107 172H109V171H107ZM116 172V171H115ZM123 172V171H122ZM122 172H120V173H122ZM124 172H126V170H124ZM237 172V171H236ZM14 173V172H13ZM27 173V172H26ZM56 173V172H55ZM80 173V174H81ZM89 173V172H88ZM95 173V172H94ZM98 173V172H97ZM96 173V174H97ZM101 173H103V172H101ZM110 173H111V171H110ZM113 173V172H112ZM111 173V174H112ZM222 173V172H221ZM223 173H226V172H223ZM241 173V172H240ZM64 174H66L65 172H64ZM69 174V173H68ZM100 174V173H99ZM105 174L107 175V173H104V175L103 176H105ZM117 174V173H116ZM127 174V173H126ZM125 174V175H126ZM233 174H235V173H233ZM38 175V174H37ZM41 175H43V174H41ZM91 175V174H90ZM95 175V174H94ZM119 175V174H118ZM117 175V176H118ZM124 175V176H125ZM228 176H227V178H226V184H227V187H228V190L230 191L229 193H233L234 191L236 192V194L238 193V195L240 194L241 196L244 194V192H245V190H244V186H243V183H242V180L240 179V175L238 174V176H237V181H236V179H234L235 181H236V188L232 185V181H233V179H232V181L230 180V178H229V176H230V173L229 174H227ZM28 176V175H27ZM39 176V175H38ZM53 176H55V175H53ZM53 176H52V179H53ZM68 176V175H67ZM98 176V175H97ZM113 176H115V175H113ZM40 177H42V176H40ZM45 177H47V176H45ZM45 177H44V179H45ZM57 177V176H56ZM66 177V176H65ZM70 177H72V176H70ZM88 177H89V175H88ZM93 177V176H92ZM108 177H110V176H108ZM128 177V176H127ZM127 177H126V180H127ZM223 177V176H222ZM236 177V176H235ZM61 178V177H60ZM90 178V177H89ZM107 178V177H106ZM113 178V180L115 181V178L114 177H112ZM117 178V177H116ZM121 177L119 176V179H120ZM122 178H123V176H122ZM131 178V177H130ZM174 178V177H173ZM70 179V178H69ZM100 179H101V177H100ZM128 179H129V177H128ZM42 180V179H41ZM50 180V179H49ZM58 180V179H57ZM63 180V179H62ZM66 180V179H65ZM72 181H73V179H71ZM95 180V179H94ZM97 180H99V179H97ZM102 180V179H101ZM108 180V179H107ZM109 180H111V179H109ZM123 180V179H122ZM125 180V179H124ZM124 180H123V182H124ZM125 180V181H126ZM223 180V179H222ZM69 181V180H68ZM117 181V180H116ZM132 181V180H131ZM49 182V181H48ZM48 182H46V183H48ZM96 182V181H95ZM101 182V181H100ZM122 182V183H123ZM65 183H67V182H65ZM109 183H110V181H109ZM109 183H107V184H109ZM115 183V182H114ZM209 183V182H208ZM224 183V182H223ZM52 184V183H51ZM55 184V183H54ZM101 184V183H100ZM104 184V183H103ZM117 184V183H116ZM115 184V185H116ZM124 184V183H123ZM123 184L121 185V183H119V185L120 186H123ZM212 184V183H211ZM235 184V183H234ZM56 185V184H55ZM57 185H61V187H64V188H66V190H63V192H62V189H61V191L59 192V193H63V195L64 194H66V193H68V190H67V187L66 186H63V184H62V182L60 181V184L57 182ZM74 185V184H73ZM47 186H49V185H47ZM46 186V187H47ZM81 186V185H80ZM105 186H106V184H105ZM108 186V185H107ZM120 186H119V188L118 189H120ZM224 186H225V184H224ZM1 187H2V185H1ZM70 187V186H69ZM73 187V186H72ZM96 187V186H95ZM111 187H112V185H111ZM116 187V186H115ZM6 188V187H5ZM32 188V187H31ZM49 188V187H48ZM74 188V187H73ZM77 188V187H76ZM98 188H99V185H98ZM127 188V187H126ZM130 188V187H129ZM3 189V188H2ZM96 189V188H95ZM112 189V188H111ZM114 189H116V188H114ZM117 189V190H118ZM46 190V189H45ZM53 190V189H52ZM80 190V189H79ZM85 190V189H84ZM103 190H105V189H103ZM126 191H127V189H125ZM124 190V191H125ZM228 190H227V192H228ZM234 190V191H233ZM37 191V190H36ZM36 191H34V192H36ZM90 191V190H89ZM93 191V189L91 190V192ZM100 191H101V189L99 188V193H100ZM107 191V190H106ZM110 191H113V189L112 190H110ZM120 192H121V190H119ZM41 192V191H40ZM51 192V191H50ZM58 192V191H57ZM77 192H78V190H77ZM84 192H87V191H84ZM84 192H82V193H84ZM94 193H95V191H93ZM128 192V191H127ZM248 192V191H247ZM42 193V192H41ZM46 193V192H45ZM54 193V192H53ZM81 193V194H82ZM96 193H97V197H99L98 196V192L96 191ZM111 193V192H110ZM109 193V194H110ZM122 193V192H121ZM129 193V192H128ZM127 193V195L126 196H128L129 194ZM34 194V193H33ZM47 194V193H46ZM106 194H107V192H106ZM105 194V195H106ZM125 194V193H124ZM44 195V194H43ZM51 195V194H50ZM52 195H54L55 196V194H52ZM51 195V196H52ZM62 195V196H63ZM84 195V194H83ZM115 195H116V193H115ZM114 195V196H115ZM118 195V194H117ZM117 195H116V197H117ZM122 195V194H121ZM121 195H119V196H121ZM230 195V194H229ZM240 195H239V199H240ZM248 195V194H247ZM33 196V195H32ZM47 196V195H46ZM68 197H66V198H64V199H62L61 200V198H59L58 196L56 197V200L52 203V205H53V207L52 208H50V209H55V208H57V209H60L62 212H63V214H64V216H65V220H66V226H67V234H66V236H67V238L66 239H69V238H72V241L74 242V245L75 244H77L78 245V254L76 255V256H74V257H72V258H67V256H69V255H67V256H65V258L63 259V257H62V259L63 260H65V262L67 263L68 261H72L71 262V264H90V259L92 258V247L94 248V244L96 243V241H94V238L92 237V230H96V225H97V222H98V224H100L99 223V221H97V217H98V215H97V212H98V208L96 209V207L94 206V205H96L95 204V202H93L92 200L91 201H89V200H86V199H84V198H82L81 197V195L79 196V195H77L76 193L73 195V193L71 194V195H69V193H68V195H67ZM87 196V195H86ZM85 196V197H86ZM92 196V195H91ZM91 196H88V197H91ZM94 196H95V194H94ZM107 196V195H106ZM125 196V195H124ZM126 196H125V198H126ZM43 197V196H42ZM49 197V196H48ZM76 197H78V199H75V200H72V199H74V198H76ZM102 197V196H101ZM108 197V196H107ZM111 197H113V196H111ZM232 197V196H231ZM233 197H234V195H233ZM249 197V196H248ZM54 198V197H53ZM96 198V197H95ZM100 198V197H99ZM104 198H105V196H104ZM109 198V197H108ZM107 198V199H108ZM118 198V197H117ZM122 198H124V197H122ZM129 198H130V196H129ZM230 198V197H229ZM236 198V197H235ZM242 198V197H241ZM33 199V198H32ZM91 199V198H90ZM93 199V198H92ZM112 198H110V200H111ZM116 198H113V200L114 201H117V200H115ZM127 199V198H126ZM232 199V198H231ZM237 199V198H236ZM235 199V200H236ZM243 199V198H242ZM12 200V199H11ZM19 200V199H18ZM35 199H33V201H34ZM69 200H71L69 203H68V201ZM123 200V199H122ZM128 200H130V199H128ZM190 200V199H189ZM249 200V199H248ZM30 201V200H29ZM39 201V200H38ZM106 201V200H105ZM118 201H121V200H119L118 199ZM240 201V200H239ZM243 201V200H242ZM11 202V201H10ZM27 202V201H26ZM104 202V201H103ZM107 202V201H106ZM105 202V203H106ZM113 202V201H112ZM123 202H125V200H123L122 202H119V203H123ZM127 202V201H126ZM125 202V203H126ZM191 202V201H190ZM228 202V201H227ZM230 202V201H229ZM232 202V201H231ZM238 202V201H237ZM235 203L236 205H238V203ZM245 202V201H244ZM244 202H243V204H244ZM29 203V202H28ZM100 203V202H99ZM98 203V204H99ZM108 203V202H107ZM109 203H111L110 201H109ZM108 203V204H109ZM114 203V202H113ZM112 203V204H113ZM233 203V202H232ZM231 203V204H232ZM246 203V202H245ZM249 203V202H248ZM248 203H246V204H248ZM67 204H69L68 205V207H66L67 206ZM103 204V203H102ZM107 204V205H108ZM111 204V207L112 206H115L116 204H114V205H112ZM131 204V203H130ZM229 204V203H228ZM231 204H229V205H231ZM242 204V203H241ZM258 204V203H257ZM10 205V204H9ZM43 205H45V204H43ZM106 205V204H105ZM121 204H119V206H120ZM124 205H126V204H124ZM233 205V204H232ZM3 206H4V204H3ZM97 206H100V205H97ZM102 206H104V205H102ZM131 206V205H130ZM226 206V205H225ZM240 206V205H239ZM260 206V205H259ZM31 208V210H32V212H31V214L30 215H27L26 217H22L21 219H20V221H19V226H21V227H23L24 229H25V231H26V233L27 234H29V235H31L32 237H33V242H34V244H35V250H36V248H37V250H36V253H37V259H38V261H39V264H50L51 262L53 263L54 261H51V262H49V260H48V258H47V252L45 251L44 252V250H43V247H42V243H43V240L45 241L47 238L45 237V238H43V234L41 233V229H42V224L44 223L43 221H42V219H41V214H42V209H43V207H41L40 205H38L37 203L36 204H33L32 203V205L30 206ZM109 207V206H108ZM108 207L106 206V208L108 209ZM121 208H123V206H120ZM234 207H236V206H234ZM233 207V208H234ZM244 207V206H243ZM248 207V206H247ZM255 207V206H254ZM253 207V208H254ZM2 208V207H1ZM25 208V207H24ZM23 208V209H24ZM70 208H72V210H70L69 211V209ZM105 208V209H106ZM110 208V207H109ZM115 208V207H114ZM117 208H118V205H117ZM117 208H115L116 210H117ZM128 208V207H127ZM134 207H132L131 209H133ZM210 208V207H209ZM9 209V208H8ZM126 209V208H125ZM235 209V208H234ZM233 209V210H234ZM237 209V208H236ZM239 210H240V208H238ZM237 209V210H238ZM242 209V208H241ZM19 210V209H18ZM113 210V209H112ZM120 210V209H119ZM123 210H124V208H123ZM237 210H236V213H235V215H234V213H233V215H234V220H238V214H239V212H241V211H239V212H237ZM258 210V211H259ZM16 211H17V208H16ZM109 211V210H108ZM235 211V210H234ZM242 211H244V210H242ZM15 212V211H14ZM110 212H112V211H110ZM114 212V211H113ZM122 212H124V211H122ZM121 212V213H122ZM127 212V211H126ZM126 212H124V213H126ZM129 212V211H128ZM127 212V213H128ZM132 212V211H131ZM9 213V212H8ZM115 213V212H114ZM116 213H117V211H116ZM115 213V214H116ZM249 213H252V212H250L249 211ZM260 212H258V214H259ZM10 214V213H9ZM112 214V213H111ZM117 214H119V212L117 213ZM261 214V213H260ZM1 215H3V214H0V217H1ZM58 215V214H57ZM114 215V214H113ZM120 215V214H119ZM122 215V214H121ZM125 214H123V216H124ZM128 215V214H127ZM240 215V214H239ZM249 215V214H248ZM257 215V214H256ZM11 216V215H10ZM18 216V215H17ZM102 216V215H101ZM243 216V215H242ZM253 216V215H252ZM258 216V215H257ZM7 217H9V216H7ZM115 217V216H114ZM118 217V216H117ZM120 217V216H119ZM118 217V218H119ZM240 217V216H239ZM250 217V216H249ZM254 217V216H253ZM118 218H115L116 219V221H117V219ZM126 219H127V217H125ZM124 218V219H125ZM137 218V217H136ZM8 219V218H7ZM12 219V218H11ZM53 219V218H52ZM232 219H233V216H232ZM243 219V218H242ZM257 219V218H256ZM259 219V218H258ZM3 220V219H2ZM1 220V221H2ZM130 220V219H129ZM136 220V219H135ZM140 220V219H139ZM261 220V219H260ZM4 221V220H3ZM6 221V220H5ZM8 221V220H7ZM6 221V222H7ZM54 221V220H53ZM115 221V222H116ZM119 221V220H118ZM117 221V222H118ZM121 221V220H120ZM122 221H124L123 220V218H122ZM130 221H132V220H130ZM129 221V222H130ZM138 221V220H137ZM239 221V220H238ZM241 221V220H240ZM262 221V220H261ZM6 222H4V223H6ZM125 222V221H124ZM139 222V221H138ZM258 222V221H257ZM3 223V224H4ZM48 223H49V221H48ZM57 222H55V224H56ZM63 223V222H62ZM119 223V222H118ZM122 224H123V222H121ZM131 223V222H130ZM130 223H128V224H130ZM109 224V223H108ZM116 225H117V223H115ZM127 224V225H128ZM132 224V223H131ZM141 224V223H140ZM5 225V224H4ZM101 225H103V224H101ZM113 225V224H112ZM119 225H120V223H119ZM126 225V226H127ZM138 225V224H137ZM231 225H233V226H235L234 224H231ZM8 226V225H7ZM11 226V225H10ZM9 226V231H10V227ZM142 226V225H141ZM233 226L231 227V232L233 233V231H234V228H233ZM5 227V226H4ZM4 227L2 228V229H4ZM58 227V226H57ZM118 227H121V228H123L122 226H118ZM125 227V226H124ZM133 227H134V225H133ZM133 227H132V229H133ZM138 229H137V231L138 232H136V233H138V236L140 237V236H144L145 237V239L147 240H150L151 241V239H152V235H150L149 233H147L146 231H144V229H143V227L141 228V227H139V225L138 226H136ZM135 227V228H136ZM7 228V227H6ZM6 228H5V230H6ZM102 228H103V226H102ZM107 228V227H106ZM111 228V227H110ZM145 228V227H144ZM1 229V228H0ZM56 229V228H55ZM58 229V228H57ZM120 229V228H119ZM130 229H131V227H130ZM59 230V229H58ZM63 230V229H62ZM128 230V229H127ZM12 231H13V229H12ZM47 231V230H46ZM102 230H100V232H101ZM126 231V230H125ZM14 232V231H13ZM12 232V233H13ZM49 232V231H48ZM52 232H53V230H52ZM105 232V231H104ZM10 233V232H9ZM15 233V232H14ZM13 233V236L14 235H16V233L14 234ZM102 233V232H101ZM230 233V232H229ZM2 234V233H1ZM7 234V232H5V235ZM127 234H129V233H127ZM12 235V234H11ZM104 235V234H103ZM103 235H100L99 234V236H103ZM109 235V234H108ZM107 235V236H108ZM111 235V234H110ZM134 235V234H133ZM9 236V235H8ZM16 236H18V235H16ZM15 236V237H16ZM20 236V235H19ZM18 236V237H19ZM51 236V235H50ZM57 236V235H56ZM116 236V235H115ZM132 236V235H131ZM138 236H137V238H138ZM6 237V236H5ZM52 237V236H51ZM134 237H135V235H134ZM7 238H9V237H7ZM17 238V237H16ZM20 238V237H19ZM123 238V237H122ZM11 239H13V238H11ZM49 239H50V237H49ZM99 239H100V237H99ZM102 239V238H101ZM109 239V238H108ZM140 239V238H139ZM145 239H143V240H145ZM154 239V238H153ZM237 239V238H236ZM20 241H21V239H19ZM54 240H55V237H54ZM58 240H60V239H58ZM103 240H105V239H103ZM107 240V239H106ZM110 240V239H109ZM108 240V241H109ZM114 240V239H113ZM117 240H118V238H117ZM119 240H120V238H119ZM119 240H118V242H119ZM235 240V239H234ZM2 241V240H1ZM5 241H7L6 240V238H5ZM11 241V240H10ZM9 241V242H10ZM20 241H18L19 243H20ZM51 241H53L52 239H51ZM51 241H50V243H51ZM115 241V240H114ZM113 241V242H114ZM2 242H4V241H2ZM25 242V241H24ZM47 242H48V239H47ZM93 242H95V243H93ZM103 242H105V241H103ZM111 242V241H110ZM125 242V241H124ZM142 242V241H141ZM147 242V241H146ZM237 242H238V240H237ZM240 242V241H239ZM6 243V242H5ZM8 243V242H7ZM54 243H56V242H54ZM58 243V242H57ZM56 243V244H57ZM72 243V242H71ZM100 243V242H99ZM47 244V243H46ZM61 244V243H60ZM119 244H121V243H119ZM145 244V243H144ZM4 245H6V244H4ZM14 245V244H13ZM25 245H26V243H25ZM24 245V246H25ZM70 245V244H69ZM68 245V246H69ZM100 246H101V244H99ZM102 245H104V244H102ZM243 246H240V245H237L236 243L235 244H233V246H234V252H235V255L234 256H236V261H230V262H227V264H240L241 263V257L243 256V254L242 253H244L243 251H244V244H242ZM15 246H16V248H17V245H16V243H15ZM51 246H53V245H51ZM60 246V245H59ZM67 246V245H66ZM73 246V245H72ZM113 246V245H112ZM111 246V247H112ZM10 247V246H9ZM103 247V246H102ZM22 248H24V247H22ZM54 248H56V247H54ZM58 248V247H57ZM142 248H143V246H142V244L136 239V238H128V240H127V245H126V249L128 250V252H129V254H130V261H129V263L128 264H140L139 263V260L140 259H142V253H141V250H142ZM31 249H33V248H31ZM47 249V248H46ZM105 249V248H104ZM108 249V248H107ZM147 249V248H146ZM23 250V249H22ZM21 249L19 250V251H22ZM48 250V249H47ZM59 250V249H58ZM58 250H56V251H58ZM63 250V249H62ZM72 250H74V249H72ZM106 250V249H105ZM112 250V249H111ZM144 250V249H143ZM28 251H29V249H28ZM33 251V250H32ZM31 251V252H32ZM55 251V252H56ZM60 251H61V249H60ZM76 251V250H75ZM110 251V250H109ZM23 252V251H22ZM70 252V251H69ZM99 252V251H98ZM102 252V251H101ZM108 252V251H107ZM64 253V252H63ZM65 253H67V252H65ZM72 253V252H71ZM109 253H111V251L109 252ZM254 253V252H253ZM20 254V253H19ZM62 254V253H61ZM69 254V253H68ZM101 254V253H100ZM143 254H144V252H143ZM160 256H161V258H164V260H165V262L167 263H169V264H181V263H179L178 261H176V260H174L173 259V257H171V255L168 253V252H166V251H164V250H162L160 253ZM246 254V253H245ZM255 254H256V252H255ZM258 254V253H257ZM22 253H21V257H22ZM26 255V254H25ZM23 256L24 258L26 257V256ZM52 255V254H51ZM50 255V256H51ZM72 255V254H71ZM144 255H146V254H144ZM254 255V254H253ZM19 256V255H18ZM55 259H57V258H59L60 256L59 255H52ZM63 256V255H62ZM99 256V255H98ZM111 256H113L112 254H111ZM231 256V255H230ZM245 256V255H244ZM256 256V255H255ZM259 256H260V253H259ZM20 257V256H19ZM52 257V258H53ZM101 258H102V256H100ZM105 257V256H104ZM122 257H124V255L122 256ZM121 257V258H122ZM23 258V259H24ZM107 258V257H106ZM118 258H119V256H118ZM118 258H117V260H118ZM125 258V257H124ZM140 258V259H139ZM146 258V257H145ZM148 258V257H147ZM146 258V259H147ZM245 258V257H244ZM260 258H261V256H260ZM104 259V258H103ZM108 259H109V257H108ZM143 259H144V257H143ZM146 259H145V261H146ZM52 260V259H51ZM54 260V259H53ZM106 260V259H105ZM110 260V259H109ZM119 260H120V258H119ZM118 260V261H119ZM125 260V259H124ZM163 260V259H162ZM20 261H21V259H20ZM29 261V260H28ZM57 261V260H56ZM55 261V262H56ZM60 261H62V260H60ZM99 261V260H98ZM107 261V260H106ZM111 261V260H110ZM117 261V264L120 262H118ZM239 261V262H238ZM262 261H264L263 259H262ZM23 262V261H22ZM55 262H54V264H55ZM109 262V261H108ZM125 262V261H124ZM25 263V262H24ZM28 263V262H27ZM26 263V264H27ZM36 264L38 263V262H35ZM51 263V264H52ZM95 263V262H94ZM97 264L99 263V262H96ZM148 263H150V262H148ZM147 263V264H148ZM253 263V262H252ZM255 263V262H254ZM64 264V263H63ZM93 264V263H92ZM110 264V263H109ZM120 264V263H119ZM127 264V263H126ZM244 264V263H243ZM262 264H264V263H262Z\"/></svg>",
	"mask_w": 264,
	"mask_h": 264
}]
</instances>
